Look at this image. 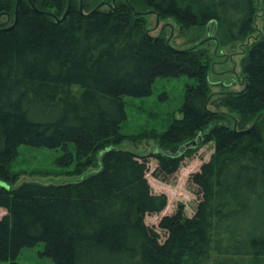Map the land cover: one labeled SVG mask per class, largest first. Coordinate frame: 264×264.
Returning <instances> with one entry per match:
<instances>
[{
  "label": "trees",
  "instance_id": "16d2710c",
  "mask_svg": "<svg viewBox=\"0 0 264 264\" xmlns=\"http://www.w3.org/2000/svg\"><path fill=\"white\" fill-rule=\"evenodd\" d=\"M16 2L0 0L9 21L0 23V180L16 183L11 165L21 144L61 148L56 163L73 164L72 174L101 166L77 182L0 185V261L20 264L22 248L43 243L51 264H264L262 119L250 124L264 116V32L241 60L242 89L221 95L229 111L220 112L208 107L207 53L151 35L143 16L213 24L217 39L238 41L253 31L255 0ZM183 75L194 82L181 116L152 132L158 147L148 155L169 176L199 145L213 151L188 178L193 212L180 204L148 225L167 195L153 192L147 155L114 147L124 139V97ZM199 134L198 144L171 154Z\"/></svg>",
  "mask_w": 264,
  "mask_h": 264
},
{
  "label": "rangeland",
  "instance_id": "374dc122",
  "mask_svg": "<svg viewBox=\"0 0 264 264\" xmlns=\"http://www.w3.org/2000/svg\"><path fill=\"white\" fill-rule=\"evenodd\" d=\"M254 3L256 12L253 19V31L238 41H231L223 37V40L217 39L213 24L184 27L173 17L160 18L152 11H147L143 15L146 28L151 35L163 36L175 48L196 47L207 53L208 78L211 82L210 91L212 92L208 107L212 110L228 112L227 106L221 105L218 99L226 91H239L243 87L241 60L247 47L264 32L262 0H255ZM5 20V17L0 16V23H9L8 20ZM193 82V79L184 75L157 77L149 95L124 97L126 118L120 128L124 139L114 147L147 155L149 160L147 178L152 190L155 193L167 195L166 208L158 214L146 216L145 221L148 225H157L162 215L172 213L180 204L184 206L187 215L193 212L197 194L188 178L191 172L199 169L200 165L210 158L213 151L212 143L199 145L191 156H186L183 159L179 169L169 176L156 173L157 162L153 156L148 155L154 153L158 147L156 137L151 136L152 132L160 133L166 130L172 119L181 116L180 107L184 101L185 86L187 83ZM260 118L262 119L261 131L264 136V116L258 115L250 124H255ZM224 121L227 122L226 119ZM199 136L202 137V134ZM197 137L198 135L195 138ZM62 152L61 148L32 147L21 144L11 165V170L18 174L16 183L7 184L0 180V185L11 188L26 181L44 184L77 182L100 169L99 162L97 167H90L81 174H72L70 171L73 169V164L69 167H60L56 163L57 157ZM3 212V209L0 208V215ZM15 259L20 264L52 263L51 258L45 254L43 243L22 248ZM0 264H7V262L0 261Z\"/></svg>",
  "mask_w": 264,
  "mask_h": 264
},
{
  "label": "water",
  "instance_id": "95a60500",
  "mask_svg": "<svg viewBox=\"0 0 264 264\" xmlns=\"http://www.w3.org/2000/svg\"><path fill=\"white\" fill-rule=\"evenodd\" d=\"M18 4H19V0H17V2H16V7L18 6ZM98 6H100V5H98ZM63 16H65V14ZM15 19H16V14H15ZM213 38H215V37H213ZM201 139H202L201 136L198 135L197 138L186 142L184 145L180 146L177 151L172 152L171 154L176 156V155L182 153L186 148L191 147V146H195L196 144H198L201 141Z\"/></svg>",
  "mask_w": 264,
  "mask_h": 264
}]
</instances>
